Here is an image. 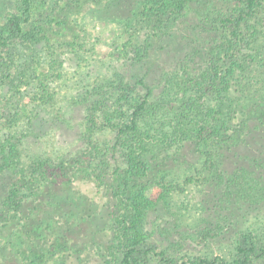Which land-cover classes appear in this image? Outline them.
Instances as JSON below:
<instances>
[{
	"label": "trees",
	"instance_id": "1",
	"mask_svg": "<svg viewBox=\"0 0 264 264\" xmlns=\"http://www.w3.org/2000/svg\"><path fill=\"white\" fill-rule=\"evenodd\" d=\"M116 1L107 22L127 35L123 64L70 89L59 84L69 67L55 37L66 22L38 19L30 0L3 14L2 80L25 43L16 87L29 85L32 105H24L25 131L0 135V264H89L86 254L98 264H264V224L244 225L247 213L264 210V0ZM171 39L185 49L159 83L149 81V67L126 77V62L141 66ZM74 53L69 60L85 64ZM58 87L71 90L67 98ZM48 117L77 126L79 149L56 161L26 157L33 120ZM106 131L109 141H99ZM185 186L192 192L179 205L174 195ZM156 205L173 209L168 228L146 224ZM155 231L178 239L156 249ZM225 238L231 260L167 253L187 240Z\"/></svg>",
	"mask_w": 264,
	"mask_h": 264
},
{
	"label": "rangeland",
	"instance_id": "2",
	"mask_svg": "<svg viewBox=\"0 0 264 264\" xmlns=\"http://www.w3.org/2000/svg\"><path fill=\"white\" fill-rule=\"evenodd\" d=\"M33 15L37 18L46 19L52 22L65 21L66 24L58 25L57 33L55 34L56 42L60 44V50L63 52L60 54L64 58L69 68L63 69L65 79L59 83L61 85L67 84V88L75 87L80 84L88 83L92 84L94 78L101 76H109L111 69H106L109 63H121L123 64L122 45L127 39V35L123 34L120 25L114 21H109L108 18L116 19L112 15L113 7L118 6L116 0H30ZM123 5L127 4L131 0H120ZM113 3V4H112ZM118 4V5H117ZM109 5V7H108ZM6 10H13L18 12L20 10V0H0V23L2 22L3 14ZM34 18V16H33ZM169 44L162 50L160 56H154L151 53L150 56L140 65L131 66L129 62H126L122 68L127 78H133L137 74L144 71L146 68H150L148 75L151 83H159V76L164 69L172 70L174 67L175 59L174 55L183 51L185 46L177 44L176 39L168 40ZM78 49L83 52L87 61H71L69 60L74 56V50ZM14 53L15 63L11 67V75L8 78H3V69L0 68V135L8 133L12 129V132H21L26 130V109H29L32 103L29 102L30 94L28 87L22 82L20 90L17 89L16 84L21 81L19 64L26 58L28 52V46L25 43H20L16 47ZM122 52L120 55L119 53ZM169 52V54H168ZM118 54V56H117ZM3 56L8 60V56L3 52ZM119 57L118 61H115ZM38 58V57H37ZM87 67H90L87 69ZM41 67H37L40 70ZM66 72V73H65ZM57 83V82H56ZM158 85V84H157ZM156 85V86H157ZM58 90V96L64 94V99L69 95L71 90L55 88ZM60 103V102H59ZM75 122L79 121L82 117L80 108L76 107L72 113ZM45 118L38 121L33 120V134L25 137V142L21 144L23 153L26 157L31 155H41L43 157L50 156L54 161L60 155L69 156L74 154L80 147L79 142H73L77 139L78 129L77 126L66 127L63 123L55 120L42 124ZM36 123V124H35ZM11 133V131L9 132ZM111 133L105 132L97 136L101 142L109 141ZM113 167V166H111ZM89 192L95 191L93 185L87 186ZM192 189L185 186L184 191L178 195H174L175 201H185V195L190 198ZM192 199L194 197L192 196ZM191 201V200H190ZM180 202V203H182ZM180 203H178L180 205ZM173 209H167L162 205H156V207L148 213L146 218V224L153 229L154 224L158 225V228L169 227L171 224V214ZM248 217L244 220V225L247 226L251 223L252 226L260 227L264 224V210L254 211L247 213ZM153 239L151 244L155 245L156 249H162L168 247L169 243L178 239V233L168 235L167 238L155 231L152 235ZM100 240H103V236L100 234ZM229 238L222 239L217 242L200 245L193 241H185L180 246L178 251H173L168 248L167 253L174 258H180L182 256H190L191 258L197 256H207L211 258L215 255L223 256L226 260H231L232 248L228 244ZM89 264H98V260L94 259L92 255L86 254L85 256Z\"/></svg>",
	"mask_w": 264,
	"mask_h": 264
}]
</instances>
